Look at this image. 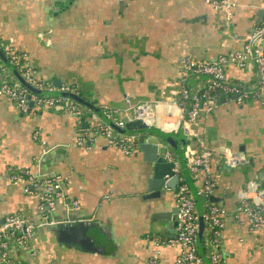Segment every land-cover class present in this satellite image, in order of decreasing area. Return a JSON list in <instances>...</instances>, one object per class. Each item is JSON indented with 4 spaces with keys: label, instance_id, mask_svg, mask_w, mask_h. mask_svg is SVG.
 I'll use <instances>...</instances> for the list:
<instances>
[{
    "label": "crops",
    "instance_id": "crops-1",
    "mask_svg": "<svg viewBox=\"0 0 264 264\" xmlns=\"http://www.w3.org/2000/svg\"><path fill=\"white\" fill-rule=\"evenodd\" d=\"M262 23L264 0H236L229 14L211 0H0V50L12 47L53 91L56 83L73 86L102 111L115 109L118 119L133 117L137 109L161 124L167 108L151 103L179 97L182 60L214 61L243 50ZM4 66L0 58V81L19 84ZM224 73L246 88L258 85L251 60L243 67L227 63ZM206 82L190 75L185 84L199 91ZM209 100L217 106L201 113L199 124L183 135L189 148L199 151L202 143L210 152L215 196L227 212L219 247L224 264H264V224L252 228L244 215L241 221L232 215L247 180L263 172L258 181L264 188V95L243 103L221 94ZM68 103L22 112L0 96V222L9 214L37 225L43 221L38 193L26 194L6 170L20 167L63 178L64 198L47 219L93 221L100 234L86 246L61 243L57 224H45L25 244L12 243L11 256L26 264H150L156 256V264H170L181 253L179 245L168 243L177 230L153 214L177 209L175 189H162L166 204L150 209L154 201L142 195L153 163L139 150L126 154L106 145L103 135L91 131L102 124L99 116L80 104L82 116L74 115ZM212 239L204 223L200 244L206 257L214 249Z\"/></svg>",
    "mask_w": 264,
    "mask_h": 264
},
{
    "label": "built area",
    "instance_id": "built-area-1",
    "mask_svg": "<svg viewBox=\"0 0 264 264\" xmlns=\"http://www.w3.org/2000/svg\"><path fill=\"white\" fill-rule=\"evenodd\" d=\"M216 8L225 10L228 14L236 6V0H211ZM229 18V16L227 15ZM264 42V23L254 28L248 40L244 44L243 50H236L229 55H218L214 61H198L190 56L182 60L181 85L179 86V97L171 102L158 101L157 105H165L164 120L161 124L156 120L152 123L167 130H176L179 126L183 129H191L199 124L201 113L209 112L217 103H211V95L226 94L228 99L243 103L248 100H262L264 95V50L261 47ZM3 54L10 63L17 68L22 77L32 86L43 91H53L46 81L37 78L34 69L22 60L12 47L3 49ZM247 60H251L255 66L258 85L254 88H246L239 83L229 82L224 73V65L233 63L240 67L245 66ZM4 69L6 67L4 66ZM190 75H201L207 78V82L199 91H191L186 86V79ZM56 91H69L78 93L73 86L61 85ZM0 96L14 100L17 107L22 112H30L34 107H51L61 101H68L67 109L70 113L82 116V111L77 103L65 98L55 97L31 92L25 86L14 84L11 81H0ZM32 103V106H30ZM104 115L110 119L116 127L123 128L124 120L115 117V109L104 107ZM151 123L150 119L144 118ZM157 119V118H156ZM85 134L87 133L88 129ZM90 130V129H89ZM94 135H103L108 146H116L124 153H131L137 148L133 137L125 136L115 132L108 124H102L91 130ZM38 137V134L36 135ZM83 136L77 140V145H83ZM134 141V143H133ZM44 144V141H42ZM202 149L195 151L187 146V170L190 179L196 187L197 195L201 198L203 205V220L207 223L213 233L212 247L214 248L208 255L211 264H224L223 253L220 252L221 230L225 225L226 210L216 204L209 203V196L215 191L216 183L211 177L209 169L210 152L202 144ZM163 158L172 164V172L178 174V184L173 192L176 203L175 220L177 222V237L170 239L168 243L177 244L181 248V253L170 264H205L197 252L196 237L198 228V216L195 203L193 201L188 182L184 179L179 161L170 148L162 149ZM7 172L13 181L23 183V191L26 194L38 193L39 203L37 210L43 216L41 223L34 224L32 221L18 215H6L0 222V261L3 264H26L17 260L10 254V245L15 242L26 243L32 236L36 227L45 224H58L72 222L66 220L57 222L47 219V213L55 207L56 200L64 198L62 184L63 178L56 173H42L35 175L28 168L8 167ZM239 200L234 207L232 215L238 221L244 215L246 221L252 228H258L264 224V188L260 186L256 179L247 180L244 187L239 192ZM72 207H77V202H72ZM158 242V241H157ZM150 264H156V256L149 259Z\"/></svg>",
    "mask_w": 264,
    "mask_h": 264
},
{
    "label": "water",
    "instance_id": "water-1",
    "mask_svg": "<svg viewBox=\"0 0 264 264\" xmlns=\"http://www.w3.org/2000/svg\"><path fill=\"white\" fill-rule=\"evenodd\" d=\"M263 24V23H262ZM260 24L259 26H261ZM254 30V29H253ZM252 30V31H253ZM262 49L264 50V42L261 44ZM0 58L3 61L5 67L12 73V75L17 79V81L29 89L33 93L44 94L55 97H65L77 104H80L91 111L95 112L102 122L108 124L115 132L121 133L125 136L133 137L137 144V148L135 150H139L143 153L144 159L148 162L153 163V173L151 178L146 179V192L142 195L143 199L148 201H154L149 203L150 209L162 208L166 204L164 201V197L161 194L162 189H170L174 190L176 184L178 183V174H174L171 170L172 164L167 162L162 156L163 148L172 149L174 155L179 161V165L182 173L186 181L189 184L190 192L195 203L196 212L198 216V228H197V237H196V245L197 252L202 258L205 264H211L208 258L204 255L201 247V238L202 231L204 226V220L202 217L203 208L201 205V198L197 195V190L195 185L190 179V174L187 170V144L185 145V136L183 135V128L179 126L176 130H167L161 127L154 125L152 122L148 123L145 121V113L142 111H137L134 109L135 115L133 117H126L124 122V127L119 128L114 125V123L108 119L100 107L93 104L90 100H87L80 96L78 93L69 92V91H43L35 88L30 85L20 74L15 66H13L10 61L5 57L3 52L0 50ZM56 88L60 87V83H56ZM222 97H226V94L222 93ZM161 101L157 100L154 103ZM165 102H171L168 100H164ZM154 103H151L153 106ZM144 110L150 106V103H145ZM32 106V103H30ZM144 113V114H143ZM139 114V115H137ZM141 114V115H140ZM86 129L89 130V126H86ZM182 142L185 146L179 147V143ZM225 167V165H224ZM263 172L258 173V180ZM250 180V179H249ZM257 180V181H258ZM220 198L215 196V191L209 196L208 200L211 205H218V207H222L220 204ZM176 210H169L167 212L156 210L153 214L156 218L163 217V220L169 224V226L173 229L176 228L177 222L174 217V213ZM163 212V213H162ZM156 214V215H155ZM161 214H163L161 216ZM152 215V216H153ZM3 220V219H2ZM1 220V221H2ZM94 230V231H93ZM56 237L57 240L61 243H73L78 246H86L88 242H92L95 238L100 234L98 232V228L93 221H72L67 223H58L56 225ZM169 231V230H168ZM75 238V240H72Z\"/></svg>",
    "mask_w": 264,
    "mask_h": 264
},
{
    "label": "trees",
    "instance_id": "trees-1",
    "mask_svg": "<svg viewBox=\"0 0 264 264\" xmlns=\"http://www.w3.org/2000/svg\"><path fill=\"white\" fill-rule=\"evenodd\" d=\"M23 60V59H22Z\"/></svg>",
    "mask_w": 264,
    "mask_h": 264
}]
</instances>
